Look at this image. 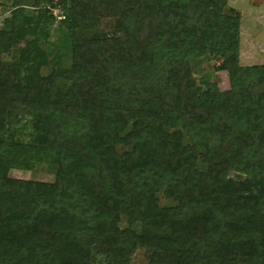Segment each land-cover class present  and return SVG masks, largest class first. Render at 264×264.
<instances>
[{
  "label": "trees",
  "instance_id": "obj_1",
  "mask_svg": "<svg viewBox=\"0 0 264 264\" xmlns=\"http://www.w3.org/2000/svg\"><path fill=\"white\" fill-rule=\"evenodd\" d=\"M20 1L0 0V264H264V64H239L227 0ZM31 163L52 180L7 175Z\"/></svg>",
  "mask_w": 264,
  "mask_h": 264
},
{
  "label": "rangeland",
  "instance_id": "obj_2",
  "mask_svg": "<svg viewBox=\"0 0 264 264\" xmlns=\"http://www.w3.org/2000/svg\"><path fill=\"white\" fill-rule=\"evenodd\" d=\"M26 11H30V0H21ZM2 9V8H1ZM0 9V19L4 15ZM231 10V11H230ZM225 12H237L240 15L239 22V49L238 62L241 65L264 64V0H227L224 7ZM51 13L55 19L58 17V10L51 9ZM46 39L55 42L61 53H67V39L63 33H59L55 29H51L47 33ZM40 46L44 44L41 41ZM5 59H11L10 55L4 56ZM48 68H44L43 72H47ZM191 71L194 79L206 75L208 79L215 81L218 87L222 90L227 87V77L223 71L215 70L213 61H205L204 59L196 58L191 61ZM182 142H189V138L183 133ZM128 146H118L117 151L127 149ZM197 166L200 169L205 168V164L197 161ZM54 168L45 163H31L29 170L9 169L7 175L13 178L34 179L40 181H51L53 178ZM232 176H235V174ZM156 203L160 206L171 205V201L162 193L155 194ZM127 216L124 213L119 214L117 225L125 227L130 225ZM132 228H137L136 223H133ZM140 253V251H137ZM136 264H144L143 260L137 256Z\"/></svg>",
  "mask_w": 264,
  "mask_h": 264
},
{
  "label": "built area",
  "instance_id": "obj_3",
  "mask_svg": "<svg viewBox=\"0 0 264 264\" xmlns=\"http://www.w3.org/2000/svg\"><path fill=\"white\" fill-rule=\"evenodd\" d=\"M58 17H60V16H58Z\"/></svg>",
  "mask_w": 264,
  "mask_h": 264
}]
</instances>
